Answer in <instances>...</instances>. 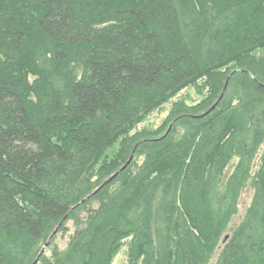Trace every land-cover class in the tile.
<instances>
[{
    "label": "trees",
    "instance_id": "trees-1",
    "mask_svg": "<svg viewBox=\"0 0 264 264\" xmlns=\"http://www.w3.org/2000/svg\"><path fill=\"white\" fill-rule=\"evenodd\" d=\"M0 5V264H264V0Z\"/></svg>",
    "mask_w": 264,
    "mask_h": 264
},
{
    "label": "rangeland",
    "instance_id": "rangeland-1",
    "mask_svg": "<svg viewBox=\"0 0 264 264\" xmlns=\"http://www.w3.org/2000/svg\"><path fill=\"white\" fill-rule=\"evenodd\" d=\"M2 9H3V6L0 5V10H2ZM2 29H4V28L0 27V32L2 31ZM201 81L202 80H199V81H197L196 85H190L187 88H183L182 90L178 91L176 93V95L173 96L168 102H166L163 106L155 109L153 112L148 114L145 118L142 119V121H140L138 124H136L133 129H138L140 127H155V126L159 125L167 113L169 103L173 100L183 99L186 101L187 104H192V103H195L196 101H198L200 99V96L197 95V92L199 89L202 91V87H203V84ZM197 87L199 89H196ZM233 162H234V160H232L228 164V167L226 168V170H224L225 172L223 175V179H225V177L231 171V165L233 164ZM250 196H251V192H249V191L243 192L241 194L239 205L237 208V214L235 215L233 220H231L230 224L236 223V221L244 213L245 207L247 206V204L249 202ZM66 226H67V228L64 231L58 232L55 235L52 246H56L57 248H60V249H62L65 246L67 236L72 232V229H73L71 222H67ZM127 242H128V240H126V243ZM52 246L49 247L48 251L46 252L47 255H49L50 250L52 248H54ZM126 246H127V244L125 246H122L121 248H119L115 252V254L112 258L111 264H127Z\"/></svg>",
    "mask_w": 264,
    "mask_h": 264
},
{
    "label": "bare ground",
    "instance_id": "bare-ground-1",
    "mask_svg": "<svg viewBox=\"0 0 264 264\" xmlns=\"http://www.w3.org/2000/svg\"><path fill=\"white\" fill-rule=\"evenodd\" d=\"M132 159V154L129 156L128 160L125 162V164L120 168V170H123L126 166H128L130 164V161ZM98 187H97V190L95 192L98 191ZM53 236H55L54 234H50V236L48 237L47 241H46V244L49 242L50 239L53 238ZM126 240H130V237H127L126 239H123L120 244L118 245L117 249L118 250L119 248H121L122 246H125L127 243H126ZM33 264H36V262H33ZM111 264V263H110Z\"/></svg>",
    "mask_w": 264,
    "mask_h": 264
},
{
    "label": "water",
    "instance_id": "water-1",
    "mask_svg": "<svg viewBox=\"0 0 264 264\" xmlns=\"http://www.w3.org/2000/svg\"><path fill=\"white\" fill-rule=\"evenodd\" d=\"M225 239H226V237H225Z\"/></svg>",
    "mask_w": 264,
    "mask_h": 264
}]
</instances>
